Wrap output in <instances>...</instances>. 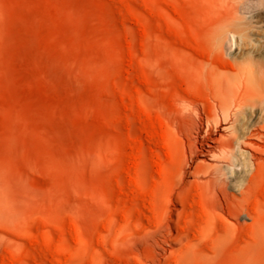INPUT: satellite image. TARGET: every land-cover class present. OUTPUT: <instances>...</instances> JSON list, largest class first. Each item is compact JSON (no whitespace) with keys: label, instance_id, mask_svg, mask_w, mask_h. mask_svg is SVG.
<instances>
[{"label":"rangeland","instance_id":"374dc122","mask_svg":"<svg viewBox=\"0 0 264 264\" xmlns=\"http://www.w3.org/2000/svg\"><path fill=\"white\" fill-rule=\"evenodd\" d=\"M262 50L264 0H0V264H236L249 250L264 264V218L220 219L237 237L200 256L171 242L181 205L163 202L192 184L195 203L229 166L246 180L218 145L264 123V102L231 105L209 153L190 147L220 100L260 95L246 75ZM248 140L238 151L264 161ZM196 228L194 242L214 237Z\"/></svg>","mask_w":264,"mask_h":264},{"label":"bare ground","instance_id":"6f19581e","mask_svg":"<svg viewBox=\"0 0 264 264\" xmlns=\"http://www.w3.org/2000/svg\"><path fill=\"white\" fill-rule=\"evenodd\" d=\"M262 52H264V50H262ZM257 71L258 75L251 76L250 74H247L246 79L257 83L259 86L263 84L264 87V67H257ZM218 98L220 97L218 96ZM219 102L221 117L217 118L214 116L212 120L211 117H207V128L205 129L204 134L195 135L196 140L190 147L191 158H197L203 155L204 152L209 153V150L205 147H212L210 142L215 141L212 136L219 130L223 121H226L229 117L235 114V112H232L233 108L240 109L243 105L253 107L264 102V89L258 97L248 98L243 102H241L237 97L234 98L232 104L223 100H220ZM231 105H233V108H231ZM261 121L262 119H252L248 125L244 127L243 131L240 130V128L238 133H233L226 139L219 141L218 149L220 151L218 158L221 161L228 162L233 166H238L240 172L247 175L246 180L240 178L235 169L229 166L226 174L222 173L223 171L218 172V169L216 171L217 173H214L215 175L208 177L206 181L207 190L201 194L195 193L197 195V200H194L195 203L190 201V195L188 193L192 188V184L174 191V195L171 193V195H168L166 199L164 198L165 200L163 202L165 204L171 203L172 199H174L181 205V208L176 214L177 219L172 220L173 227L176 230V235L174 237H169L171 242H174L178 236L182 234V236L187 240L185 245H187L188 252L196 253L200 256L204 255V250L214 254H220L225 250H223L221 246L223 242L229 240L230 238L235 239L237 237V233L233 229L219 223L220 219H224L226 217L238 219L240 216H245L253 223L260 218H264V212L262 209V203H264V161L260 160L258 155L252 154L247 156L245 153L238 151L241 146L251 143L248 139H260L263 143L260 155L264 156V123L261 124ZM242 157L245 159L243 162H241L242 160H239ZM250 159L252 160L251 162ZM185 167H180L178 178L173 185L174 187H177L187 175L188 172ZM232 172L234 176H232ZM228 187H234L237 189L238 195L236 196L229 193L227 191ZM259 197H261L262 203L260 202ZM220 200L223 201L224 206L221 204L222 201L220 202ZM215 201L216 204L214 205L213 202ZM194 204L198 206L200 209L199 211L194 209ZM212 206H216L217 214L215 215L213 213L211 216H208L204 210ZM183 213H186V217L184 218L182 217ZM161 217L165 216L162 215ZM252 223H248L244 231L245 237L247 236L249 239L248 241H251V244L253 245L254 237ZM202 225L211 227L214 230L213 240L211 239L204 243L194 242L193 238H196L197 236L190 238V234L192 233V230H197L196 226L202 228ZM219 232L221 233L219 234ZM198 246L200 247L197 248ZM218 246H221L220 249ZM233 261L236 264H254V253L252 250H249L243 261H239L237 259H233Z\"/></svg>","mask_w":264,"mask_h":264}]
</instances>
